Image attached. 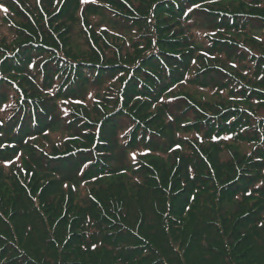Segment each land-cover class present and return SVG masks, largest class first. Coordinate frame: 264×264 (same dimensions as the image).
<instances>
[{"label":"trees","instance_id":"trees-1","mask_svg":"<svg viewBox=\"0 0 264 264\" xmlns=\"http://www.w3.org/2000/svg\"><path fill=\"white\" fill-rule=\"evenodd\" d=\"M76 1L72 0L73 6L67 5L66 10H69L70 23L80 30L81 23L88 24L83 16L86 7L79 11L74 5ZM222 1L152 0L153 5H158L157 13L166 8L165 17L157 21L175 17L174 23L160 25L152 12L147 11L151 16L150 21L155 18L152 28L156 35L154 32L151 34L157 44L153 43V50L145 51L142 56L147 60L146 70L153 78L141 79L133 72L137 67H131L126 76L129 84L138 80H142L145 86L158 83L153 87L156 90L146 97L150 100L156 93H167L175 87L180 91L192 89L193 83L183 65L185 57L195 47L182 39L184 35L171 37L177 29L169 32V27L180 24L178 27L184 29L180 27L184 25L181 24L183 18L190 22L200 11L213 12L214 7ZM53 4L52 1L48 4L47 11ZM255 8L257 12L254 9L253 13L250 12L255 15V29L264 32V4ZM54 14L49 16L50 25L58 28V35H62L67 28L59 29L58 21L67 17ZM65 35L70 36L71 32ZM143 46L144 43L139 48ZM33 48L22 53L35 56ZM42 49L41 46L40 52ZM54 51V56L43 55L46 61L54 58L53 63L56 64L51 68L65 69L58 57L75 64L73 68L84 69L87 66L86 59L72 57L55 48ZM131 60L128 59L129 62ZM48 65L45 62L34 83L42 78V71ZM103 71H106L105 68H92L90 72L95 78L90 83L91 88L103 84ZM84 75L81 73L79 79ZM199 83L198 79L194 80V84ZM32 90L36 88H22L25 92L21 94L33 96ZM16 91L7 92L14 101L4 110V106L11 103V98L3 97L0 93V114L8 115L0 122V264H264V117H256L259 114L252 111L257 121L237 120L230 113L238 112V107L216 106V111H211V114L226 122L221 125L225 126L224 131L227 132L221 147L210 144L208 140L201 141L192 133L190 143L193 142L198 150L190 157L195 148L189 151L184 141L179 139L176 145L181 148L177 152H181L182 159H170L175 167L173 181L167 180L170 175L168 168L163 169V165L155 169V163L151 161L149 164L153 166L158 182L144 178V184L135 183L138 186L131 188L129 198L122 199L119 194L116 195V191L113 195L111 190L105 193V189L121 179L130 180L129 175L135 181L140 180L135 176L136 169H132L130 158L125 160L122 167L111 166L108 161L101 166L95 163L98 160L95 156L89 155L86 162V156L77 150L59 155L50 166V162L41 160V157H32L31 151L26 153L27 141L46 134L58 125V121L51 108L37 114L34 108L27 109L18 101L16 103L15 95L19 99ZM253 91L260 90L253 88ZM110 121L107 120L104 127H109ZM112 123L116 125L114 128L119 126L124 130L117 125L119 123ZM170 126L168 124V127L161 128L159 125V129L166 131L164 136L170 137L171 141L174 129L171 130ZM110 131V140L102 138V133L101 138L114 147L113 138L117 132L114 129ZM195 131L207 133V129L203 128H196ZM164 145H169V142L166 141ZM147 149L159 150L155 147ZM118 152L121 156L125 154L122 148ZM159 153L165 154L163 151ZM148 158L159 164L164 162L157 156ZM249 164L252 171L247 173L243 167ZM63 165L69 166L71 179L62 180L68 176V173L61 175ZM81 168L83 171L78 175ZM57 175L61 176L60 180ZM155 185L161 186V189ZM142 186L144 188L140 189ZM143 189L144 205L140 213L127 214L128 209L138 205L142 199L143 196L139 195L143 194ZM27 191L36 195L34 201L27 196ZM106 195L112 196L116 202L108 204ZM64 208L71 214L70 217L63 216ZM57 218L60 221L53 228L51 223ZM8 225L12 231H16L14 234ZM134 227L142 231H131Z\"/></svg>","mask_w":264,"mask_h":264},{"label":"rangeland","instance_id":"rangeland-1","mask_svg":"<svg viewBox=\"0 0 264 264\" xmlns=\"http://www.w3.org/2000/svg\"><path fill=\"white\" fill-rule=\"evenodd\" d=\"M51 1L54 4L47 11L46 7ZM151 1L77 0L74 5L79 11L86 7L83 16L88 23H81L80 30H77L70 23L69 10H66L67 5L73 6L72 0H0V93L3 97L11 98V103L6 104L3 110L14 101L8 91L14 93L16 87L24 93L22 88L31 87L36 88L31 92L33 96L16 91L19 95L18 99L14 94L16 103L18 101V104L25 105L27 109L34 108L37 114L45 113L51 108L58 121V125L46 134L30 138L26 153L31 151L32 157H41V160L50 162V166L59 155L77 150L83 152L86 162L88 156L92 155L98 159L95 163L101 166H105V161H108L111 166L122 167L125 160L130 158L132 169H136L135 176L140 177V180L135 181L129 175L130 180L121 179L108 188L104 187L105 193L111 190L115 195L116 191V195L119 194L122 199L129 198L134 185L144 184V178L154 181L153 183L158 182L154 168L164 165L163 169L168 168L170 174L168 182L173 181L175 167L170 159H182L181 152H177L181 148L176 145L179 139L184 141L189 151L195 148L190 157L198 150L193 142V145L190 143L192 133L201 141L208 140L210 144L221 147L227 136L225 126L221 125L226 122L216 114H211V111H216V106L238 107V112L230 113L237 120L257 121L253 118L252 111L259 114L256 117H264V100L261 99L264 98V32L255 29V15L250 14L252 9L254 12L258 11L255 6L263 7L264 0H224L214 7L213 12L200 11L190 22L183 18L181 24L184 25L180 27L184 29L178 27L180 24H172L168 31L177 30L171 37L184 35L182 39L195 47L191 48L183 65L193 87L182 91L175 87L167 93H156L150 100L146 97L156 90L153 87L158 83L145 86L142 80H138L129 84L126 76L131 67H137L133 72L138 77L153 78L147 72V60L142 56L145 51L153 50V43L157 44L151 34L154 32L156 35L152 24L155 18L160 25L174 23L175 17L157 21L165 17L166 8L157 13L158 5H153ZM147 11H151L155 17L151 21ZM53 13L54 16L62 14L67 17L58 21L59 29L67 28L62 32L65 38L58 35V28L54 29L50 25L49 16ZM67 32H71V35H65ZM142 43L144 48H139ZM29 48H33L35 56L28 52L22 53ZM54 48L60 52L65 51L72 57L86 59L87 66L84 69L73 68L72 65L76 66L75 64H69L67 59L58 57L65 69L56 70L53 67L54 70L51 68L56 64L53 63L54 58L46 61L43 56H54ZM130 58L132 60L129 62ZM45 62H48V67L42 71V78L34 83L33 80ZM115 63H118L117 66ZM60 67L63 68L61 65ZM95 67L105 68L106 71L102 72L103 84L91 88L90 83L95 76L90 71ZM81 73L85 75L79 79ZM196 79L200 81L199 84H194ZM253 88L260 91L254 92ZM7 116L0 114V122ZM107 120H111L109 127H104ZM112 121L119 123L117 125L124 130L119 129V126L114 128L116 125ZM168 124L171 125V130L174 129L171 141L170 137L164 136L166 131L161 130L168 127ZM196 128L207 129V133L197 132ZM111 129L117 132L113 138L114 147L102 140L111 139ZM166 141L169 145L165 146ZM149 147L159 150L150 151L147 149ZM119 148L125 151L123 156L118 152ZM186 155L189 157V154ZM149 156L160 157L164 162L159 164L156 160H150ZM151 161L155 163L154 168L149 164ZM249 167H252L251 164L243 167V170L249 173L252 171ZM69 169L66 165L60 168L61 175L68 173L62 180L71 179ZM81 171L83 168L78 170V175ZM60 177L58 176L59 180ZM155 187L161 189V186ZM142 188L144 186L140 187ZM142 192L140 197L144 195V189ZM27 196L33 201L36 199L31 191H27ZM105 200L108 204L116 202L108 195ZM128 204L130 205L129 202ZM143 205L144 196L138 205L128 209L127 214H139ZM68 215L71 216L64 208L63 216ZM59 221V218L53 220L52 227L55 228ZM9 229L13 234L16 232L12 231L11 226ZM131 231L138 233L142 230L134 227Z\"/></svg>","mask_w":264,"mask_h":264},{"label":"snow or ice","instance_id":"snow-or-ice-1","mask_svg":"<svg viewBox=\"0 0 264 264\" xmlns=\"http://www.w3.org/2000/svg\"><path fill=\"white\" fill-rule=\"evenodd\" d=\"M5 11H6V9H5Z\"/></svg>","mask_w":264,"mask_h":264}]
</instances>
